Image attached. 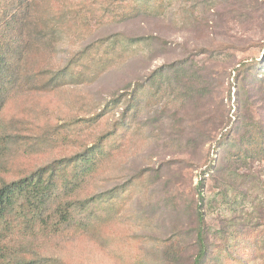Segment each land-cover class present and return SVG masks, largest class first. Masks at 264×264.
Listing matches in <instances>:
<instances>
[{"label": "rangeland", "instance_id": "rangeland-1", "mask_svg": "<svg viewBox=\"0 0 264 264\" xmlns=\"http://www.w3.org/2000/svg\"><path fill=\"white\" fill-rule=\"evenodd\" d=\"M32 4L0 183L92 149L96 167L75 185L89 223L28 239L26 258L193 264L201 209V264H264V153H239L247 136L264 149V0Z\"/></svg>", "mask_w": 264, "mask_h": 264}, {"label": "trees", "instance_id": "trees-1", "mask_svg": "<svg viewBox=\"0 0 264 264\" xmlns=\"http://www.w3.org/2000/svg\"><path fill=\"white\" fill-rule=\"evenodd\" d=\"M32 1L0 0V109L6 95L19 80L17 75L20 77L15 57L21 50L17 47L16 37L19 40L25 38L26 27L32 21ZM40 33L44 35L43 30ZM40 33L36 31L34 37L38 39ZM28 40L32 41L30 38ZM262 129L263 126L257 123V130ZM9 138V134L0 132V155ZM260 141H262L260 136L243 137L240 140L239 153L255 150L256 154L252 158L262 156L264 149L263 142ZM95 158L92 149L87 154H76L41 166L11 181L1 179L0 264H40L41 258L27 259L25 256L32 250V244L27 241L28 239L54 236L73 228L74 225L86 226L89 223L90 201L81 200L77 196L75 185L80 178L85 179L94 172ZM73 162L79 168L75 174L69 177L60 174V171L65 170L67 165ZM77 187L78 190L81 189L80 185ZM198 211L199 250L193 264H201L207 254L204 213L201 209ZM263 240L264 238L258 240L256 252L264 251V244H261Z\"/></svg>", "mask_w": 264, "mask_h": 264}]
</instances>
